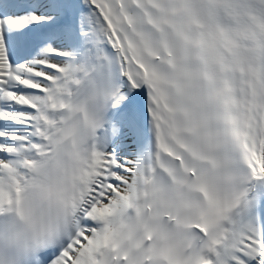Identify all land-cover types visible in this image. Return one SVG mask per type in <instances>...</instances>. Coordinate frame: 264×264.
Masks as SVG:
<instances>
[{
	"label": "snow or ice",
	"instance_id": "obj_1",
	"mask_svg": "<svg viewBox=\"0 0 264 264\" xmlns=\"http://www.w3.org/2000/svg\"><path fill=\"white\" fill-rule=\"evenodd\" d=\"M0 264H264V0H0Z\"/></svg>",
	"mask_w": 264,
	"mask_h": 264
}]
</instances>
